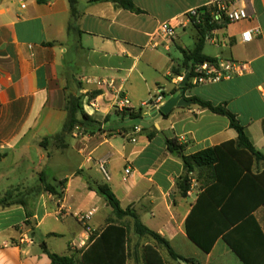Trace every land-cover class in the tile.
Returning <instances> with one entry per match:
<instances>
[{"label":"crops","instance_id":"0c3cea01","mask_svg":"<svg viewBox=\"0 0 264 264\" xmlns=\"http://www.w3.org/2000/svg\"><path fill=\"white\" fill-rule=\"evenodd\" d=\"M78 1L79 16L72 19L68 0H0V197L20 195L15 205L0 207V264H52L42 244L52 254L80 260L109 221L127 228V264H146L147 245L156 247L166 264H187L175 261L152 238L138 236L131 218L117 220L95 188L109 185L124 210L132 208L180 257L194 259L180 255L177 242H191L185 223L206 176L201 170L190 174L191 190L183 197L179 182L187 176L184 164L168 151L164 138L177 139L189 156L236 141L238 133L226 117L191 101L160 123L145 116L151 109L147 104L159 93L226 104L264 155V0H219L245 8L249 20L214 31L203 52L217 60L246 63L249 72L194 85L184 95L180 89L187 82H179L173 73L183 61L169 53L173 46L181 53L193 50L178 45V31L186 34L192 25L191 10H212L216 0H133V11L110 2ZM167 22L177 27V38L168 46L158 36ZM246 31H252L250 43L242 41ZM209 43L220 52L207 55ZM69 95L83 96L85 112L99 127L93 134L76 131L74 143L67 141L62 149L51 138L67 120ZM123 97L131 106L120 110L117 104ZM128 110H142L144 120L131 119ZM143 121L149 128L137 131ZM150 133H157L153 140ZM45 139L49 141L42 145ZM103 160L109 180L100 169ZM128 167L133 174L125 182ZM263 171L264 163H255L254 172ZM30 173L39 180L35 187L29 183ZM46 185L62 198L47 192ZM93 209V232L88 234L78 215ZM103 209L106 216L97 218ZM254 215L264 231V205ZM196 249L206 257L194 259L198 264H243L222 239L209 254Z\"/></svg>","mask_w":264,"mask_h":264},{"label":"trees","instance_id":"16d2710c","mask_svg":"<svg viewBox=\"0 0 264 264\" xmlns=\"http://www.w3.org/2000/svg\"><path fill=\"white\" fill-rule=\"evenodd\" d=\"M68 1L72 19H76L79 16V1ZM103 2L114 3L127 11L135 9L133 0H93L90 3ZM200 13V23L195 19L191 20L197 32L195 48L191 51L182 50L183 63L179 69H173V73L178 77L189 75L186 86L180 89L183 95L194 87L192 79L195 77V69L204 62L217 61L205 56L204 48L214 31L228 25L226 21L213 22L211 10L201 9ZM72 31L73 28L69 26V36ZM79 35L81 36L80 32ZM162 94L166 96L165 93ZM189 101L203 110L226 117L230 127L238 133V139L186 156L185 145L180 144L177 139L164 138L168 151L180 156L184 164L187 176L179 182L183 197H187L191 190L190 174L201 170L206 176L202 191L186 219L187 237L205 254L211 253L217 241L222 239L243 264H264V231L254 215L255 211L264 205V171L255 173L254 165L264 163V155L255 149L245 127L241 125L237 116L227 109L226 104L214 105L198 97H192ZM82 102L83 96L67 97V120L61 133L51 138L61 143L62 149L67 147L66 142L74 137L76 131L93 134L98 130L99 123L85 112ZM127 113L131 119L144 120L142 110H128ZM169 115H166L165 119ZM156 135L157 133H150L148 138L153 140ZM46 141L49 139H45L42 145ZM45 190L62 198L63 194L58 193L51 185H46ZM95 191L105 199L117 220L129 217L134 221V232L138 236L155 240L175 261L198 264L194 259L182 258L176 254L171 244L160 234L145 226L132 208L124 210L109 185H98ZM13 199V192H8L4 197H0V207L15 205L17 201L14 202ZM128 243L127 228L109 221L101 234L82 254L80 260L52 254L46 244H42V247L52 264H127ZM144 254L146 264H166L158 249L152 245L144 248Z\"/></svg>","mask_w":264,"mask_h":264},{"label":"built area","instance_id":"2783aa9c","mask_svg":"<svg viewBox=\"0 0 264 264\" xmlns=\"http://www.w3.org/2000/svg\"><path fill=\"white\" fill-rule=\"evenodd\" d=\"M201 9L191 10L188 14L190 20L195 19L197 23L201 22ZM211 17L213 22L221 23L223 21L228 22V24L240 23L246 20H249V15L245 8H236L230 7L229 5L216 0L213 2V7L211 10ZM177 27L170 22L162 24L158 36L162 38L167 46L172 43L177 38ZM253 40L252 31H246L242 35V41L244 43H250ZM250 70V67L246 63L238 61H224L217 60L214 63L204 62L199 65L195 71V77L192 79L193 85L220 82L224 79H229L232 77L244 76ZM186 78L189 80V75H183L178 78L179 82H185ZM264 99V96H263ZM166 101L165 96L162 93H159L156 97H153L151 101L147 104L151 109L159 110L161 105ZM118 109L125 110L131 106V102L128 98H119L117 104ZM137 131L143 130L142 126L136 127ZM107 162L105 160L101 161L100 169L103 175L107 180L110 179L109 173L107 170ZM125 173V182H129L133 171L132 168L128 167L124 171ZM95 210H89L78 215V220L80 224L85 229V232L91 234L93 229L91 227V221L95 215ZM25 240H22L24 242Z\"/></svg>","mask_w":264,"mask_h":264},{"label":"rangeland","instance_id":"374dc122","mask_svg":"<svg viewBox=\"0 0 264 264\" xmlns=\"http://www.w3.org/2000/svg\"><path fill=\"white\" fill-rule=\"evenodd\" d=\"M178 33L180 34V40L181 42H179L178 45H181L183 47H186L188 49H194L195 47V41H196V31L194 29V27L191 25L188 30H187V33L184 34L183 31H178ZM161 52L163 54H165L166 56H169L168 53L164 50V49H161ZM220 52V48L218 46H215L213 44H208L207 45V48H206V54L207 55H216ZM170 56L173 58V59H176V61H183V54L180 52V50L178 49L177 46H173L172 47V51L169 53ZM68 142L70 144H73L74 143V140L73 138H70L68 140ZM55 144H57L55 142ZM80 159H78L77 162H79ZM29 180V183L31 186L35 187V184L39 182L38 178H34L33 174L30 173V177L28 178ZM51 182V181H50ZM13 195H14V202L18 201L19 198H20V195L19 194H16L15 192H13ZM193 199V198H192ZM107 214V211L105 209H103L97 216V218H103L105 217ZM147 239V238H146ZM146 239H143V240H146ZM149 240V239H147ZM37 242L40 244L41 243V240H39V238L37 239ZM145 242V241H143ZM177 251L180 255L184 256V257H190V258H194V259H197L198 261H205L206 257L205 255H203V253H200V255H197L196 252L198 251V249H196V246L193 245L191 242H187V244L185 243H182V242H177ZM200 252V251H198Z\"/></svg>","mask_w":264,"mask_h":264},{"label":"water","instance_id":"95a60500","mask_svg":"<svg viewBox=\"0 0 264 264\" xmlns=\"http://www.w3.org/2000/svg\"><path fill=\"white\" fill-rule=\"evenodd\" d=\"M185 82H188V78H186ZM190 104V101L182 98L179 94L177 96H168L159 110L150 109L145 116L147 118H157L156 122L160 123L164 120L165 116L169 115L176 107L189 106ZM142 127L149 128V125L146 121H143Z\"/></svg>","mask_w":264,"mask_h":264}]
</instances>
